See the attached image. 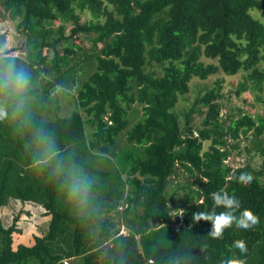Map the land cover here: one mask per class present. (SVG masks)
<instances>
[{
  "label": "trees",
  "instance_id": "16d2710c",
  "mask_svg": "<svg viewBox=\"0 0 264 264\" xmlns=\"http://www.w3.org/2000/svg\"><path fill=\"white\" fill-rule=\"evenodd\" d=\"M252 9L264 16V0H0V21H13L25 34L21 47L0 51V61L14 59L40 82L31 91L38 95L33 123L47 128L60 154L71 155L95 181L89 209L78 210L50 170L34 166L30 129L0 122V208L12 198L37 203L50 215L45 234L15 249L17 219L7 227L0 219V264H63V258L209 264L235 240L247 248L234 250L238 264H264V97L261 113L221 119L224 94L216 79L194 103L206 107L201 127L191 123L193 105L183 125L174 111L193 77L243 70L235 94L263 90L264 24ZM82 12L92 18L81 21ZM80 34L91 45L85 47ZM65 40L71 45L60 47ZM90 62L93 70L81 79L82 64ZM56 88L74 91L78 108L66 117L58 114ZM133 104L140 105V118L128 126ZM46 111L54 116L44 118ZM242 140L245 153L261 157L257 168L227 164ZM177 166L200 178L199 189L184 193L171 212L167 185ZM241 170L250 183L232 175ZM221 187L238 193L240 209L251 210L258 222L247 230L233 223L223 236L210 237V222H194L192 215L207 211L211 193Z\"/></svg>",
  "mask_w": 264,
  "mask_h": 264
},
{
  "label": "rangeland",
  "instance_id": "374dc122",
  "mask_svg": "<svg viewBox=\"0 0 264 264\" xmlns=\"http://www.w3.org/2000/svg\"><path fill=\"white\" fill-rule=\"evenodd\" d=\"M251 14L258 18L264 24V16L256 9L250 10ZM92 16L89 12H82L80 15L81 21L85 19H90ZM58 24V23H56ZM71 25L68 24L66 31L70 29ZM0 36H4L3 42H0V51H9L15 48L21 47L25 42V34L18 33L15 30L14 22L11 20L0 21ZM80 37L83 41L85 47L89 46V41L84 34H80ZM71 40H65L60 43L59 46L70 44ZM91 45V44H90ZM77 60V59H76ZM202 60L205 63L214 62L213 59H205L202 57ZM74 60H71L70 63H73ZM94 63L90 62V67L85 68V64H82L83 70L86 72L80 74V78L84 79L87 73L93 70ZM245 71L240 70L236 74H224L223 72H218L210 76L205 80H201L197 77H193L189 82V90L183 96L178 98V101L175 105L174 111L178 116L180 125L184 124V115L193 105L195 112L191 113V123L193 128L201 127V121L205 114L206 107H203L201 104L196 103V99L202 95L205 90L211 86L216 79H222V92L224 94L223 99L219 100L221 105V114L220 118L232 117L235 118L239 115V112H247L251 115L259 114L262 111L263 104L262 99L264 97V88L263 90L251 89L249 88L245 92L241 93L239 96L235 94V90L238 87V84L244 80ZM50 79V77H48ZM47 79V80H48ZM32 89L38 87V80L33 77L31 79ZM249 85V82H248ZM52 95L56 94L57 104L60 107L58 112L59 116L66 117L73 110H76L77 104L74 98V91L67 90L63 91L60 88H56L55 91H51ZM31 107L38 102V95H31ZM140 105H131L129 110V120L128 126L137 121L140 118ZM133 109V110H132ZM54 116L53 111H46L43 114V117L46 119L52 118ZM88 136H90V130H87ZM246 140H242L239 143L240 149L234 150L231 152L229 158L226 160L227 164L232 167L245 165L247 162H250L254 167H258L261 162V157L254 152L245 153L243 151ZM118 144L121 147L125 146L124 136L121 134L119 136ZM209 145L208 141L203 143V149H207ZM116 160V158H114ZM199 177L197 175H190L188 172H185L180 167H176L175 172L169 177V183L167 185V195L170 200V209L171 212H174L175 209L173 206L181 199L184 193L190 191H197L199 189L198 181ZM47 213L44 211V208L40 207L36 203L24 202L17 199H10L8 203L0 208V219L2 224L7 227L12 224L14 218H16L15 225L18 231L12 233V247L16 248L18 244L31 245L34 242L35 236H42L47 231L48 227V217ZM50 218V216H49ZM71 264H82L81 258L71 259Z\"/></svg>",
  "mask_w": 264,
  "mask_h": 264
},
{
  "label": "clouds",
  "instance_id": "9594fccd",
  "mask_svg": "<svg viewBox=\"0 0 264 264\" xmlns=\"http://www.w3.org/2000/svg\"><path fill=\"white\" fill-rule=\"evenodd\" d=\"M31 77L27 69L14 59L0 61V122L11 119L19 130L31 131L32 146L35 149L34 166L47 168L59 181L65 199L81 211L89 209L94 177L71 155H61L50 131L43 125H36L31 115ZM245 183H250L251 175L246 170L233 172ZM213 201L207 211L195 212L192 220L209 221L210 237L224 235L225 227L235 224L236 228L249 229L258 222L257 216L249 209H240L242 197L235 191L223 187L211 193ZM223 205V207H217ZM237 209H240L237 212ZM234 250L240 254L247 252L244 241L235 240L230 245L216 251L209 264H238Z\"/></svg>",
  "mask_w": 264,
  "mask_h": 264
},
{
  "label": "built area",
  "instance_id": "2783aa9c",
  "mask_svg": "<svg viewBox=\"0 0 264 264\" xmlns=\"http://www.w3.org/2000/svg\"><path fill=\"white\" fill-rule=\"evenodd\" d=\"M120 232L121 233H124V234H126V228L122 225V227H121V229H120ZM62 263L63 264H71V262H70V260L68 259V258H63L62 259Z\"/></svg>",
  "mask_w": 264,
  "mask_h": 264
},
{
  "label": "crops",
  "instance_id": "0c3cea01",
  "mask_svg": "<svg viewBox=\"0 0 264 264\" xmlns=\"http://www.w3.org/2000/svg\"><path fill=\"white\" fill-rule=\"evenodd\" d=\"M11 199H12V198H11ZM17 200H18V199H17ZM26 202H29V201H26ZM31 202H32V201H31ZM36 204H37V203H36ZM38 205H39V204H38ZM40 206H41V205H40ZM2 207H3V206H2ZM44 211L46 212V210H45V209H44ZM46 216L48 217V222H49V219H50V218H49V216H50V215H49V214H47ZM14 249H15V248H14Z\"/></svg>",
  "mask_w": 264,
  "mask_h": 264
}]
</instances>
